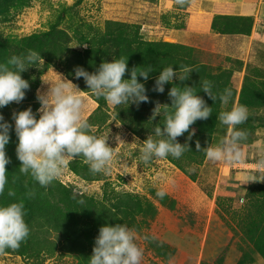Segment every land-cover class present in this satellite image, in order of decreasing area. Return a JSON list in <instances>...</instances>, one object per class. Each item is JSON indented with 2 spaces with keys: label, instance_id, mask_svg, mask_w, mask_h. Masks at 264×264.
Masks as SVG:
<instances>
[{
  "label": "rangeland",
  "instance_id": "374dc122",
  "mask_svg": "<svg viewBox=\"0 0 264 264\" xmlns=\"http://www.w3.org/2000/svg\"><path fill=\"white\" fill-rule=\"evenodd\" d=\"M75 1L33 0L21 9L0 10V37L18 39L47 31L49 22L55 19L63 5L68 11L57 29L70 36L69 49L86 48L72 37V27L77 22L90 25L91 29L87 31L90 36L103 35L107 20L138 25L143 40L167 35L166 29L150 27L160 25L166 15L162 0H82L80 4ZM81 30L85 32V26ZM183 40L193 47V56L198 62L211 68L220 65L234 71L230 80L237 90L245 73V63L249 68L264 70V46L255 38L250 43L246 37L238 35L232 42L229 37L184 34ZM106 45L102 42L99 47L103 49ZM62 78L78 88L74 90L83 98V115L91 125L90 131L98 137H108L114 159L110 171L96 174L97 180H84L68 167L55 180L106 207L124 193H132L140 199L145 197L152 203L154 215H137L129 227L135 230L137 243L143 249L141 264H264V259L249 242L246 227L264 208L262 128L253 133L251 148L240 145L239 159L211 162L205 156L200 165L189 167V173L195 176L192 181L166 159L143 163L139 158L141 136L147 134H133L106 101L104 107L97 109L94 95L82 90L85 82L75 83L58 68L50 67L40 75V83L33 91L34 99L27 103L31 109L35 108L38 117L37 110L41 108L38 95L44 94ZM14 104H9L12 115L17 107ZM10 123L14 125L13 119ZM144 126L140 130L144 127L149 132L154 128L149 123ZM217 144L213 142L210 146ZM259 159H262L261 163L257 162ZM72 160L80 161V158ZM236 185H239L237 191ZM160 190L166 192L163 204L156 197ZM152 191L155 194L152 195ZM235 195L241 196L245 203L241 205V199L233 198ZM49 252L46 248L37 257L4 253L0 255V264H78L79 258L75 254L62 253L59 247L55 252Z\"/></svg>",
  "mask_w": 264,
  "mask_h": 264
},
{
  "label": "trees",
  "instance_id": "16d2710c",
  "mask_svg": "<svg viewBox=\"0 0 264 264\" xmlns=\"http://www.w3.org/2000/svg\"><path fill=\"white\" fill-rule=\"evenodd\" d=\"M30 1L33 0H0V10L7 12L9 8L21 9L27 7ZM81 2L82 0H76L75 4ZM67 11L68 7L61 6L55 19L49 22L47 31L18 39L15 37H0V62H5L13 55L19 56L20 52L30 50L40 53L44 61H42L40 67L39 62H37L21 73L22 78L28 80L30 87L26 91L25 99L19 104H14L17 106L14 113L28 108L27 103L33 101V91L40 83V75L50 67L60 69L68 79L73 80L75 83L77 81L85 82L83 78H75L74 69L76 67H82L87 72L93 73L102 62L128 57L127 66L129 69L134 67L144 68L151 65L154 70L146 82L138 77V80L145 83V88L148 90L146 93L149 97L148 102H141L138 107L134 104L114 107L117 118L133 134L146 133L147 136L151 135L153 129L147 132L144 123L153 124L154 127L163 123V108L165 104L171 102L167 93L172 84H166L165 92L162 94L151 89L154 86L158 72L169 65H173L174 70L183 67L191 68L192 72L189 80L184 82L174 80L173 83L180 86L185 84L195 86L198 91L197 94L203 97L206 103L212 107V114L207 120H197L191 126V130H194V132L190 139H188L189 133L177 138L181 144L187 142L190 150L186 151L179 159L172 157L166 159L190 180L195 181V176L189 173L188 168L200 165L206 156V148L213 142L214 144L219 143L229 135L227 128L222 126L218 120V116L222 111L229 110L237 104L246 105L249 109L247 121L239 126L247 132V139L240 145L251 148L253 133L261 128L264 132V70L255 67L249 68L248 66L237 90L230 80L233 74L232 70L222 68L220 65L211 68L198 62L193 56L192 46L173 42L143 40L140 37V27L138 25L112 20L106 21L103 35L100 33L96 36H90L87 33L91 29L90 25H81L77 22L76 26L72 27V37L77 43L85 44L86 48L79 51L69 49L67 44L71 41L70 36L65 31L57 29ZM252 22L251 17L215 15L211 30L218 34L248 35L251 31ZM83 26H85V32L81 30ZM102 42L107 44L103 49L99 47ZM124 78H129V74L126 73ZM203 80L212 82L214 93H221L225 88L230 89L232 92L230 104L224 106L218 100L214 102L202 90L199 91ZM82 88V90L90 92L86 84ZM95 101L98 104L97 109L105 106L104 98L95 97ZM157 104L160 105L159 115L152 119ZM32 111L34 113V107H32ZM0 113L9 123L11 122L13 115L11 114L12 107L10 105L0 109ZM36 117L38 118L37 115ZM141 126H144L143 131L140 130ZM147 136L142 135V141ZM16 144L15 132L10 130V141L6 145V155L10 160V163L6 165L8 184L4 194L0 196V204H9L23 199L26 211L25 221L30 231L27 239L21 243L17 250H6L5 253L12 252L19 256L37 257L46 248L50 250L49 253H52L59 247L62 253L75 254L79 258L78 264H88L93 252L95 238L101 226L122 223L131 227L137 215L144 217L154 215V205L147 202L145 197L140 199L134 197L132 193L118 195L106 207L101 203L92 202L91 197L78 195L75 189L62 185L57 180H54L47 187H41L30 175L19 172L20 161L16 157ZM197 144L200 146L199 149H197ZM77 158H80V161L72 160L67 165L74 174L87 181L99 179L96 178L97 173L90 171V167L83 157ZM257 162L261 163L262 159ZM254 178H256V173ZM235 187V191H237L239 185ZM9 189L15 192V197L8 196ZM29 192H32L33 195L28 196L27 193ZM151 194H155L154 191ZM164 198L157 197V200L163 204ZM233 198L240 200L242 197L235 195ZM246 227L250 235L249 242H251L255 252L264 259V208ZM92 238L93 241L90 242Z\"/></svg>",
  "mask_w": 264,
  "mask_h": 264
},
{
  "label": "clouds",
  "instance_id": "9594fccd",
  "mask_svg": "<svg viewBox=\"0 0 264 264\" xmlns=\"http://www.w3.org/2000/svg\"><path fill=\"white\" fill-rule=\"evenodd\" d=\"M187 0H175L177 6L183 7ZM128 57L102 62L95 72L89 73L82 67L74 69L75 78H83L87 89L97 98H104L113 107L148 102L145 83L154 72L151 65L129 69ZM43 61L40 53L30 50L27 55H13L5 62H0V109L10 103H21L30 85L22 78L30 65ZM44 62V61H43ZM191 68L174 70L173 65L164 67L155 77L152 91L164 93L165 85L172 84L168 90L170 104L163 108L164 121L153 128L151 135L142 142L140 160L148 164L154 159H179L189 151L187 142L181 144L177 138L194 130L191 126L197 120H207L212 114L205 99L197 94L195 86H180L174 80L184 82L190 79ZM129 78L125 79V74ZM141 78L144 82L138 80ZM78 88L70 81L60 82L38 95L41 104L39 117L31 107L13 113L14 125L5 120L0 113V196L8 184L6 165L10 163L6 155V145L10 141V130L17 137L16 157L20 161L19 172L30 175L41 187L49 186L59 177L70 160L83 157L93 173H107L114 159L113 147L109 146L108 137L96 136L90 131L91 125L83 115V98ZM202 90L208 98L217 100L224 106L230 104L232 92L225 88L221 93L213 92L211 81L203 80ZM159 104L153 112L152 119L159 115ZM249 117L246 105L237 104L229 110L222 111L218 120L227 128L229 135L215 146H208L205 151L211 162L232 161L239 159L240 144L247 139V132L241 128ZM200 146L197 144V149ZM15 192L8 190L9 197ZM33 195L32 192L27 193ZM157 197L163 199L166 192L157 191ZM241 205L245 200L241 198ZM25 203L23 199L9 204H0V255L6 250H17L29 236V227L25 221ZM143 249L137 243V234L126 224H105L99 228L88 264H141Z\"/></svg>",
  "mask_w": 264,
  "mask_h": 264
},
{
  "label": "crops",
  "instance_id": "0c3cea01",
  "mask_svg": "<svg viewBox=\"0 0 264 264\" xmlns=\"http://www.w3.org/2000/svg\"><path fill=\"white\" fill-rule=\"evenodd\" d=\"M162 1L166 15L162 17L163 21L160 25H151L150 27L166 29L167 35L147 40L187 45L183 40L184 34L211 35L212 37L217 36V38L220 36L229 37L232 42L236 36L242 35L250 43L255 38L260 45L264 46V0H187L183 7L177 6L175 0ZM215 15L251 17L253 21L251 31L248 35L214 33L211 30V24ZM179 17L182 20L176 19ZM246 67L247 63L243 66V72Z\"/></svg>",
  "mask_w": 264,
  "mask_h": 264
}]
</instances>
